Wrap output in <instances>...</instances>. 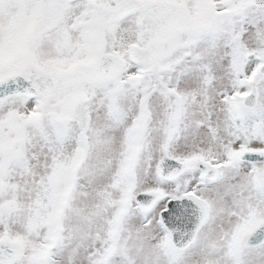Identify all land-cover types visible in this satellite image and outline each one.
Returning a JSON list of instances; mask_svg holds the SVG:
<instances>
[{"label": "snow or ice", "instance_id": "snow-or-ice-1", "mask_svg": "<svg viewBox=\"0 0 264 264\" xmlns=\"http://www.w3.org/2000/svg\"><path fill=\"white\" fill-rule=\"evenodd\" d=\"M0 264H264V0H0Z\"/></svg>", "mask_w": 264, "mask_h": 264}]
</instances>
